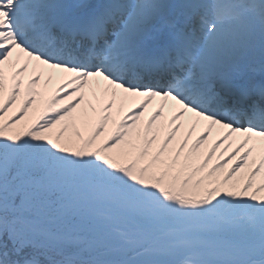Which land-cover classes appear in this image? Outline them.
<instances>
[{
	"label": "snow or ice",
	"instance_id": "6c2138e0",
	"mask_svg": "<svg viewBox=\"0 0 264 264\" xmlns=\"http://www.w3.org/2000/svg\"><path fill=\"white\" fill-rule=\"evenodd\" d=\"M0 264H264V0H0Z\"/></svg>",
	"mask_w": 264,
	"mask_h": 264
}]
</instances>
